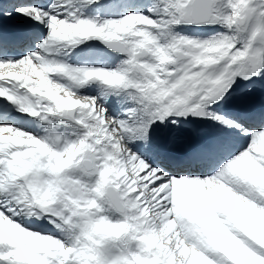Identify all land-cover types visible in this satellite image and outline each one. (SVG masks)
<instances>
[{
    "label": "snow or ice",
    "instance_id": "1",
    "mask_svg": "<svg viewBox=\"0 0 264 264\" xmlns=\"http://www.w3.org/2000/svg\"><path fill=\"white\" fill-rule=\"evenodd\" d=\"M0 264H264V0H0Z\"/></svg>",
    "mask_w": 264,
    "mask_h": 264
}]
</instances>
